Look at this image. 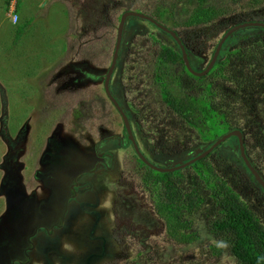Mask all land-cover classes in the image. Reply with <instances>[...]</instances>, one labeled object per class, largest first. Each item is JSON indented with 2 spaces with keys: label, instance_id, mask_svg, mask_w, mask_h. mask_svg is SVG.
I'll return each instance as SVG.
<instances>
[{
  "label": "rangeland",
  "instance_id": "374dc122",
  "mask_svg": "<svg viewBox=\"0 0 264 264\" xmlns=\"http://www.w3.org/2000/svg\"><path fill=\"white\" fill-rule=\"evenodd\" d=\"M129 1L134 2L136 7H142V12L148 9L152 12L155 9L154 5L163 2V0H112L104 7V3L96 0H22L21 15L19 14L21 23L13 24L9 15L13 17V21L14 15L3 7L6 5L5 0H0V165L11 146L18 145V138L19 140L25 138L23 143H29L33 147H41L51 138L54 144H57V148L47 150L69 156V164L64 167L58 161L45 163L43 170L50 171L48 173L52 174L55 180L49 185L41 184L43 199L34 202V213L30 214L32 219L34 218L33 224L46 225V220L53 221V217H56L53 212L63 208L61 220L65 223L63 227L65 231L55 234V240L51 238L46 247L52 264H126L128 260L136 259L133 255H137V250L135 248L132 251L129 248L132 242L127 240L128 244L125 242L120 245L115 233L127 227L134 229L139 237L141 233L144 234L142 239L148 237L157 243L154 253L152 249L148 252L153 254L151 257L155 264H183L181 257L185 259L184 264H198V259L206 257L209 260L211 255L205 252L208 244L213 243V239L207 230L203 229L198 218L194 217V221L201 238L192 243L191 247L174 245L173 241L167 239L162 221L159 222V218L157 219L151 210L147 209V205L142 207L136 199L139 197L146 202V193L133 174L129 173L132 171L127 173L124 181L128 183L127 187L129 185L133 187L134 192L129 188L123 189L120 186L118 188L117 181L124 164L127 169L129 166L136 167L137 164L123 118L104 95L102 83L115 51L121 15L124 13L122 6ZM179 3L181 5L177 7L176 13L188 15L196 0H181ZM66 9H70V12L68 13ZM242 11L250 18L248 21H264V3L248 4L247 0H236L233 8L225 16L235 19L236 12ZM128 22L124 46L132 39L143 43L145 36L142 35V31L156 33L166 43L176 46L168 33L152 23L134 17H130ZM160 22L167 25L163 21ZM190 28L193 31L195 29ZM213 29L218 32L221 27L215 24ZM251 34H260L264 39V28L248 26L238 36L243 38ZM200 42L202 40L197 38L196 44ZM130 44L133 50V44ZM128 50L124 56L122 53L113 82L118 90L123 85L122 89L126 91V95L128 94L127 99L134 101L137 97L143 104H155L156 100L151 99L148 94L151 84L147 81L146 69L144 68L136 78L133 71H130V74L127 70L128 60L125 59V55H130ZM141 58L150 59L146 52ZM209 60L210 56L205 52L193 55L194 67L198 70L205 68ZM121 96L123 97L122 92L119 97ZM124 97L123 102L122 100L120 102L129 112L128 115L131 114L135 120L133 111H130L131 107ZM45 98L51 101L52 109L56 108L52 111H43L42 107L47 105L44 102ZM261 99L262 96H259L258 101ZM65 110L69 112L68 116L65 115ZM75 111L79 114L78 117ZM262 126L264 129V123ZM17 129L18 131L26 129L25 137L17 136L14 141L12 139ZM134 131L141 149L149 155L151 161L159 165L170 159L184 161L190 158L189 154L163 153V148L155 136L149 134L146 139L143 138L138 125L137 129L134 127ZM261 135L264 139V135ZM28 136L30 138H27ZM104 138L114 139L109 150L120 163H114L111 170L101 168L92 173L91 182L96 179L93 189L71 199L67 211L66 196L61 193L64 184L61 183L68 179L69 181L74 179L75 182V177L86 170L83 159L91 162L98 160V152L95 149L93 153L92 149ZM236 145L237 143H234L231 147L237 148ZM227 149L230 148L221 147V155H217L216 160L226 167L235 165L237 169L240 164L238 156L232 155ZM100 150L103 151V147ZM31 156L33 158L31 169L26 171L20 169L17 173L16 179L20 187L23 186V182L26 183L25 177L31 178L37 164L36 156ZM104 160L99 157V161ZM238 169L235 170L236 175L239 174ZM28 172L31 174L27 175ZM86 178L90 176L84 179ZM3 180L4 171L0 169V264H6L9 255L13 256L16 253L18 257L23 253V249L20 248V246L23 248L26 239L22 235L23 228L29 227L32 222L22 220L27 215L26 203L12 204L9 201L10 195L7 196V191H3L6 185ZM241 183L246 185L243 179ZM80 185L82 186V184L76 186L79 188ZM246 189L247 195L251 197L254 190L248 188V183ZM102 192L105 193L102 195ZM111 192H115L116 198L123 196L114 203L115 216L108 218L110 214H107V211L106 214L102 212L103 217L99 223L98 221L89 223L87 219L94 214L98 196L101 199V207L106 210V206L110 204ZM149 199L148 197V207L152 208ZM254 206L264 212V207L257 206V203ZM79 222L85 227L90 224L89 229L76 233L74 230H79ZM98 226L100 228L103 226L102 231L97 230ZM109 233L111 237L108 236ZM104 237H107V241ZM102 242H105L102 245L107 247L104 252L99 251L98 244L94 245ZM41 246V249L45 250V245Z\"/></svg>",
  "mask_w": 264,
  "mask_h": 264
},
{
  "label": "trees",
  "instance_id": "16d2710c",
  "mask_svg": "<svg viewBox=\"0 0 264 264\" xmlns=\"http://www.w3.org/2000/svg\"><path fill=\"white\" fill-rule=\"evenodd\" d=\"M10 1L5 0L6 11ZM96 1L104 3V7L112 2ZM180 1L163 0L154 5L152 12L148 9L145 13L192 40L189 44L195 54L201 49L213 52L217 36L227 26L223 21L225 14L232 9L228 0H196L188 15L176 13ZM247 3H264V0H247ZM141 9L131 1L122 6L124 11ZM238 17L244 22L249 20L242 12H238ZM215 24L221 27L220 31L213 29ZM142 35L143 43L135 41L126 59V68L130 74V71L135 73L134 78L146 69L151 84L148 94L156 100L149 105L139 102L137 97L131 100L130 107L140 131L155 136L164 150L177 151L186 146V135L197 143H212L237 127L234 120L240 116L239 105L254 98L257 69L264 62V39L260 34L246 36L234 49L226 50L209 73L201 77L189 71L179 45L172 46L153 32L142 31ZM195 38L202 42L196 44ZM145 52L149 60L141 58ZM228 82L230 85L226 86ZM135 159L137 165L129 173L154 199L153 206L164 221L168 240L179 244L199 240L195 217L213 239L205 252L211 253L209 260L203 257L198 259V264H264V213L260 215L241 198L245 195L244 185L234 166L226 167L219 161L217 166L203 159L182 170L159 172L136 154ZM147 250L138 252L135 264H141L143 259L147 264H155ZM184 261L181 257L183 264Z\"/></svg>",
  "mask_w": 264,
  "mask_h": 264
},
{
  "label": "flooded vegetation",
  "instance_id": "af4514ba",
  "mask_svg": "<svg viewBox=\"0 0 264 264\" xmlns=\"http://www.w3.org/2000/svg\"><path fill=\"white\" fill-rule=\"evenodd\" d=\"M234 3H236V0H228L227 1V4L231 5L230 7H232V8L234 6ZM143 13H145V12H143ZM242 13H243V16L246 17L244 11H242ZM145 14H147V13H145ZM128 20H127V23L125 26V31H127V26L129 23ZM241 20H242L241 17H238V12H237V18H235V19L229 18V17H226V18L224 17V21L227 24V26L224 28L225 31L223 33H221L219 36H217V38H216V40H217L216 49L213 52H211L210 50L204 51L203 49H201V51H200V53L205 52V54H208L210 56V60H209L208 64L206 65V67L209 65V63H211V61H212V59H213V57H214V55L218 49V45L223 39H224V42H223L222 47L219 50V54H218V57L216 59V62L220 59V57H222L226 53V50L234 49L237 45H239L241 43V40L244 39V37L240 38L238 36V34L243 29H245L247 27L238 28L236 30H233L226 38H224L226 36V34L228 32H230L232 29H234V27L236 25L244 23V21H241ZM146 21H148V20H146ZM157 21H159V20H157ZM236 21H238V22H236ZM148 22H150V21H148ZM160 23L163 24L164 26L168 27L169 29H172L171 27L165 25L164 23H162V22H160ZM154 26L157 27L156 25H154ZM253 27L256 28L258 26H253ZM258 28H264V27H258ZM159 29H161V28H159ZM162 31H164V30H162ZM164 32H166V31H164ZM166 33H168L172 37L173 41L177 45H179V47H180L178 40L173 35H171L169 32H166ZM176 34H177V37L180 40V42L184 45L185 49H186V47L189 49V50L186 49V51L189 55L188 59H189L191 66L196 71H199V72L205 70L206 67L201 69V70H198L194 67L193 55L195 53H194V51H192V48L190 47V44H189L192 42V40H190L188 37H185V36L182 37L183 35H180L181 33L179 34L178 32H176ZM125 35H126V33H125ZM124 39H125V37H124ZM124 39H123V43H122V48L120 50V57L118 59L117 66H116L114 72L111 74L108 85H109L111 93L119 102L121 100L123 102V97L125 96L124 99L126 100L128 105H131V99L126 98L128 96V94L126 95V91L124 89H122L123 85L121 86V89L118 90L115 86V83L113 82L114 81V75L116 73V70L119 66V62H120L121 57H122V53H123V56H124V54H127L126 50H128V48L131 46L130 43H132L133 46L135 43V41L132 39L126 46H124ZM116 44H117V42H116ZM123 48L125 51H123ZM115 49H116V47H115ZM131 49H132V46H131L130 50H128L129 53H130ZM114 53H115V51H114ZM182 55H183V53H182ZM113 57H114V54H113ZM126 58H127V55H125V59ZM112 61H113V58H112ZM111 65H112V62H111ZM111 65H110V67H111ZM110 67H109L107 73L104 75V79H103V83H102V88H103L102 91H103L104 95L106 96V98L108 99V101L110 102V104L113 105L114 109H116L118 111L117 107L115 106V104L113 103L111 98L109 97L107 90H106L107 89L106 84H107V80H108V74H109ZM257 72L259 73V75L256 79V81H258V83L255 84V86H253L254 98L252 100L242 101V103L239 105L240 116L238 117V119L236 118L234 120V123L235 122L237 123L236 124L237 127L230 130V131L240 130L243 133V144H244L243 149H244V152L242 150L239 138L236 135H234V136L229 137L225 141H223L219 146H217L215 149H213L210 153H208L204 157H202V159L198 160V161H201L203 159H207V160L212 161L214 165L218 166V161L216 160V156L221 155V153H220L221 147L225 146V147L230 148V149H227V151H230L232 153V155L238 156V160L240 162V164H238V166H237V169L239 168L238 172L240 175V179L241 180L243 179V181H246L248 183L249 189L252 188L254 190V193H252V195L250 197L247 195V189H246L247 184L244 185L243 190L245 192V195L241 196V198L243 197V199H245V201L250 203L254 208H255V206H254L255 203H257V206L264 207V185L258 179L257 175L254 174V172L250 169L247 162H249L251 164V166L254 167V169L258 173L259 177L262 180H264V148L262 147V146H264V139L261 138V136H262L261 134L264 135V129L262 126V124L264 123V62L257 69ZM207 74H204L202 76H206ZM123 80H124V78H123ZM229 85H230V83L228 82L226 86H229ZM231 86H232V84H231ZM121 92L123 94V97L121 96V98H120L119 95H121ZM259 96H262V99L260 100V102L258 101ZM44 102L47 105L42 107L43 111H47V110L52 111L54 108H56V107H53V109L51 108V101L50 100L45 98ZM120 104L122 105L121 102H120ZM122 107L125 109V107L123 105H122ZM130 111L132 112L131 109H130ZM75 113L77 114L76 111H75ZM68 114H69V112H67L65 110V115L68 116ZM127 114H129V112H127ZM78 115L79 114H77L76 117H78ZM128 116L131 120L132 129L134 132V137L136 139L138 148L147 157V159L150 160L148 158L149 155L147 153H145L143 149H141L140 144H139L138 139H137V136L135 134L134 127L137 129L136 121L133 119V116L131 114ZM227 132H229V131H227ZM25 133H26V129L21 130V131H18V129H17L15 132V136H13L12 140L16 141L17 136L25 137ZM142 133H143V138L146 139L148 137V133H146V132H142ZM100 135H101V132H100ZM27 138H30V136H28ZM24 139L19 140V138H18V140H17L18 145L16 146V144H14L13 146H11L10 151L5 153V155L2 158V164L0 165V169H3V171H4L3 182L4 181L6 182V185L3 189V191H5V192L7 191V196L10 195L9 201L12 204L14 203L16 205V202H18V203L25 202L26 203L27 215L22 220H25L26 222H29V221L31 222L34 219V218L32 219V217H31V215L34 213V210H33L34 202L36 200L38 201V200L43 199L42 196H43L44 192L41 190V184L47 183L49 185L53 180H55L53 175L48 173L50 171L46 172L43 170L45 163H53L55 161H58L64 167V165L69 164V161H68L69 156L68 155L63 156L59 153L49 152L47 149L57 148V144H54V140L51 138L47 139V142L45 141L41 147L40 146L33 147L29 143L24 144L23 143ZM128 139H129V135H128ZM112 141H114V139L113 140L111 138H104L103 140L100 139L99 143H96L97 147L92 149L93 153H94L95 149H96V152H98V157H97L98 160L91 162V161H87V160L83 159V163H84L83 165H84V168L86 170L84 172L79 173L75 177V179H76L75 182H74V179H73V181H71V179L69 181V179H68V180H65L64 182L61 183V184H64L63 185V191L61 193H64L66 196L67 211H68V205L70 204L71 199H74L75 197H78V196H82L88 190L93 189V187H94L93 184H94V182H96V179H94V182H91V178L93 177L92 173L96 172L97 170H99L101 168L111 170L114 166V163L119 162V160H117V157L115 159L113 152L110 151ZM128 141H129V144L134 149V151H135L134 153L140 158V156L138 155L136 148H135L134 144L132 143V141L130 139ZM185 141H186L185 142L186 146H182L180 150L174 151V150H170L169 148H167L165 150L163 149V153H170V154H177V155H181V154L188 155L189 154V155H191L189 159H191V158L196 157L200 154H204L211 146H213L216 143V141H214L212 143H210L211 141H199V143H197V141L194 140L190 135H186ZM234 143L235 144L237 143V145H236L237 148L234 147L236 149L231 147V145H233ZM102 147H103V151L100 150V148H102ZM31 155L36 156L37 164H36L35 169H34L32 174L30 172L27 173V175H30V174L32 175L31 178L27 179V177H25L26 183L23 182L22 183L23 186L20 187V185L17 183V179H16L17 173L20 169H23L25 171L31 169V164L33 161V158ZM93 155H95V154H93ZM93 155H91V156L94 159H97ZM244 155H245L247 160L245 159ZM99 157L101 159H105V160L99 161ZM221 159H223V155H222ZM187 160L173 161L170 159V160H168V162H166L163 165H159V164H157L151 160L150 161L152 163H155V164L162 166V167H164V166L169 167V166H173V165H180ZM146 165H148V164H146ZM189 166L190 165L184 166V167L177 169V170H182V169H185L186 167H189ZM234 167H235V165H234ZM133 169H135V167H131V166H129L127 169V166L124 164V167L121 168V174H120L119 179L117 181L118 188H120V187H122L123 189L129 188L131 190V192H134L133 187L131 185H129V187H127L128 183H126L124 181L125 180L124 178L127 175V173L129 171H132ZM177 170H175V171H177ZM167 172H174V171H167ZM233 174L235 175V172H233ZM87 176H90V178L84 179ZM105 177L107 178L106 175H105ZM109 177H110V173H109ZM20 178H21V175L19 174V180H20ZM77 184H82V186L80 185L78 188L76 186ZM20 192H21V194H20ZM144 192L146 193V196H145L146 202H144L143 199L135 196L136 199L141 203L142 207H143V205H147V209H150L151 212L157 217V219L159 218L158 221L161 220L162 223L164 224V221L156 212L155 206H153V204L155 203L154 199L150 196L148 191H144ZM103 193H105V192H102V195H103ZM114 193L111 192L110 204L108 206H106L107 207L106 210H105V208L101 207V199H100V196H98V204L95 205L94 214L87 219L89 223L93 222V221H95V222L98 221V223H99L103 217V216H101L102 212L106 214V211H107V214H110V215H108V218H111L112 215H113V217L115 216V214H114V203L116 202V199L119 200L120 198H123V196L116 198ZM147 196L150 198L149 202L152 205V208L148 207V202H147L148 197ZM255 210L258 211L260 213V215L262 213H264L259 208H257V209L255 208ZM62 212H63V208L54 211L53 214H55L56 217H53V221L51 219L46 220V225H39V224L35 225V223L33 224V221H32L29 227H27L26 229L23 228L24 232L22 235L24 237H26V239L23 243V248H22V246H20V248L23 249V253L18 257H16V253H14L13 256L9 255L7 257L6 264H52V259L50 258V254L46 252V247L50 243L51 238L53 239V241L55 240V237H54L55 234H59L60 232L65 231L63 229V227L65 226V223L61 220ZM64 216H65V213L63 215V220H64ZM130 224H132V221ZM130 224H127V225L130 226ZM103 225H104V221H103ZM89 226H90V224H89ZM89 226L85 227L82 225V222H79V224H78L79 230H74V231L76 233H78L80 230L89 229ZM102 227L100 228L98 226L97 230L102 231ZM108 236L111 237L110 233ZM24 237H23V239H24ZM104 238L107 241V237H104ZM115 238L119 241L120 245H122L125 242H126V244H128L127 241L132 242V245L129 248L132 251L136 248L137 255L136 256L133 255L135 258L138 256V252L142 249H148L147 252L149 251V249H152V251L154 253L155 249L157 248V243L154 240H152V239L150 240V239H148V237L146 239H142V238H144V234L141 233V237H139L138 233H136L134 231V229H132L130 227H127L126 229H123V230L120 229L119 231H117V233H115ZM115 242H116V240H115ZM104 243L103 242L101 244L94 243V245L98 244L99 251L104 252L107 249V247L105 245H102ZM173 243H174V245H179L180 247H191L193 245L190 242L189 243H182V244H179L176 242H173ZM42 244L45 245L44 246L45 250L41 249ZM94 245H92V247ZM152 255L153 254H151V256ZM92 258H94V257H92ZM135 260H137V259L132 258V259L128 260L126 264H135ZM141 264H147L146 259H143Z\"/></svg>",
  "mask_w": 264,
  "mask_h": 264
},
{
  "label": "water",
  "instance_id": "95a60500",
  "mask_svg": "<svg viewBox=\"0 0 264 264\" xmlns=\"http://www.w3.org/2000/svg\"><path fill=\"white\" fill-rule=\"evenodd\" d=\"M130 17H134V18H141V19H145V20H148L150 21L151 23H153L154 25H156L157 27L161 28L162 30L166 31V32H169L171 35H173L179 42L180 44V47H181V51L183 53V58H184V61L189 69V71L196 75V76H202L204 74H207L214 66L215 62H216V59L218 57V54H219V50L220 48L222 47L223 45V42H224V39L219 43L218 45V49L211 61V63H209V65L206 67L205 70L199 72V71H196L190 64L189 62V55L184 47V45L180 42V40L178 39L177 37V34L174 30L172 29H169L168 27L164 26L163 24H161L159 21H157L155 18L151 17L150 15H147L141 11H135V10H126L122 16H121V21H120V25H119V28H118V36H117V44H116V49H115V53H114V57H113V61H112V65L110 67V70H109V74H108V80H107V84H106V90H107V93L109 95V97L111 98V100L113 101V103L115 104V106L117 107L120 115L122 116L123 118V121H124V124H125V128L127 130V133L129 135V139L132 141V143L134 144L135 148H136V151L138 153V155L140 156V158L146 163L148 164L151 168H153L154 170L156 171H159V172H167V171H175L177 169H180L184 166H188V165H191V164H194L195 162H197L198 160L202 159V157H204L206 154L210 153L213 149H215L217 146H219L223 141H225L226 139H228L229 137L231 136H234L236 135L239 140H240V143H241V147H242V150L244 152V144H243V133L240 131V130H232V131H229L225 134H223L222 136H220V138L216 141V143L211 146L204 154H200L196 157H193L191 159H188L187 161L183 162L182 164L180 165H173V166H159L155 163H152L150 160L147 159V157L141 152V150L138 148V145H137V142H136V139L134 137V132H133V129H132V124H131V120L126 112V110L122 107V105L120 104V102L113 96V94L111 93L110 91V88H109V79L111 77V74L114 72L116 66H117V63H118V59L120 57V50L122 48V43H123V39L125 37V26H126V23H127V20L130 18ZM248 26H258V27H264V21H246L244 23H241V24H238L234 27V29H232L230 32H228L226 34V36L224 38H226L233 30H236L238 28H244V27H248ZM191 155H189L190 157ZM245 157V155H244ZM246 159V157H245ZM247 160V159H246ZM247 164L249 165L250 169L254 172V174L257 175L258 179L261 181V183L264 185V180H262L258 173L256 172V170L254 169V167L251 166V164L249 162H247Z\"/></svg>",
  "mask_w": 264,
  "mask_h": 264
},
{
  "label": "built area",
  "instance_id": "2783aa9c",
  "mask_svg": "<svg viewBox=\"0 0 264 264\" xmlns=\"http://www.w3.org/2000/svg\"><path fill=\"white\" fill-rule=\"evenodd\" d=\"M18 4V0H11L10 1V6H9V12L12 13L14 15V22L18 21V14L16 13V7ZM13 19V17H12Z\"/></svg>",
  "mask_w": 264,
  "mask_h": 264
},
{
  "label": "crops",
  "instance_id": "0c3cea01",
  "mask_svg": "<svg viewBox=\"0 0 264 264\" xmlns=\"http://www.w3.org/2000/svg\"><path fill=\"white\" fill-rule=\"evenodd\" d=\"M21 1H22V0H18V4H17V8H16V13H17L18 15H19V14L21 15V12H20V10H21V6H20V5H21ZM66 10L68 11V13L70 12V9H66ZM8 15H9V14H8ZM10 17L12 18L11 15H9V18H10ZM11 18H10V19H11ZM11 20H12V23H13V24H20V23H21V17H20V20H19L18 22H14L13 19H11ZM69 45H70V43H69ZM69 45H68V47H69ZM70 46H72V45H70Z\"/></svg>",
  "mask_w": 264,
  "mask_h": 264
}]
</instances>
